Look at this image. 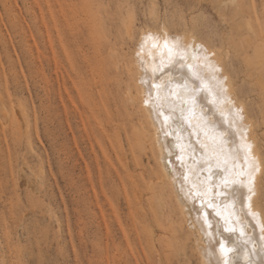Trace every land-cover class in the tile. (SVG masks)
Wrapping results in <instances>:
<instances>
[{
  "label": "rangeland",
  "instance_id": "obj_1",
  "mask_svg": "<svg viewBox=\"0 0 264 264\" xmlns=\"http://www.w3.org/2000/svg\"><path fill=\"white\" fill-rule=\"evenodd\" d=\"M217 1L0 0V264H200L134 51L161 17L209 45L264 162V0Z\"/></svg>",
  "mask_w": 264,
  "mask_h": 264
},
{
  "label": "bare ground",
  "instance_id": "obj_2",
  "mask_svg": "<svg viewBox=\"0 0 264 264\" xmlns=\"http://www.w3.org/2000/svg\"><path fill=\"white\" fill-rule=\"evenodd\" d=\"M217 2L219 5L225 7L228 3L234 4L236 0H218ZM160 22L161 24L158 28H143L144 30L141 31L139 41L134 51V70L140 89V102L154 134V142L160 167L163 170L164 180H167L174 191L181 213L182 223L186 224L190 230V239L192 237L194 241L197 253L200 257V264H217V261L223 264L225 257L219 251L218 245L216 244V241L221 239L222 236L229 237L231 243L227 244V246L234 248H239L245 239H252V243H249L247 248L229 254L228 260L230 264H247L250 251L252 252L250 258L255 264H259V262L264 259V251H262V249H264V239H261L262 234L259 225L264 223V220H262L261 212L256 204V196H258L257 193L261 185L258 179L264 169V162L258 153L254 138L251 137V129L247 126L248 124L246 125L247 121L244 117V106L238 103L235 96L232 94L233 91H231L227 76L223 67L220 65L221 61L219 62V59L209 45L201 40L194 39V37L185 36L183 34L172 35L163 17H161ZM125 24L126 34L128 36H133V23L128 22ZM248 27L250 30H254L252 25L249 24ZM149 33L159 37V42L161 44L164 40H168L169 43L178 41L182 47L186 48L185 61L199 67L200 75L204 78L207 85V88L200 93V98L207 96L208 99H201V104L195 110V116L189 117V119L185 121V128L187 130L182 133V139L179 141H177L175 135H165V132H174L175 129L165 126L164 131L161 130L163 117L161 116L157 119L156 112L152 110L153 102L156 101L158 95V90L153 88L151 96H149L148 88L150 87V83L145 76L144 68L141 67L138 60L137 53L140 52V46ZM149 51L150 49L146 45L145 51L141 53V55L144 56L147 61L144 67L149 69L150 75V69L153 65L148 56ZM151 51L153 55H158L155 50ZM205 56L207 60L204 59ZM185 71H187V69H185ZM157 75H159V73H157ZM171 78L173 77H165L164 79ZM164 79L154 81L156 84L160 85L159 95L161 96L166 94L163 91ZM208 89H212V92L209 93ZM145 100L149 101L148 104H145ZM237 111L240 116L243 117L242 120L235 119ZM8 112L9 111L5 109L4 120L6 123H10ZM185 115L188 116L187 113ZM23 120L22 122L19 121L18 124L23 125ZM169 124H171V121H169ZM205 124L208 125L207 128L204 127ZM229 125H231L230 130L234 134L235 145H232L231 141H229L226 144V150L227 148L238 146L242 140L250 143L253 146V155L260 165V170L255 173L253 181L255 195L252 197L251 202L253 211L257 212L258 216L255 220L251 217L245 219L242 214L238 217L234 216L233 220L239 219L240 221L234 225L236 228L234 233L223 232L224 218L227 217V212L224 211L223 207L217 209L208 206L213 200L212 182L213 180L218 181V178H208V161L202 154L206 151L210 154V148L204 149L201 147V145H211L212 141L210 137L214 134L212 131L214 127L228 129ZM252 127H254V125L252 126L251 124L250 128ZM206 131L208 132V136L204 134ZM177 143H179L181 147H177ZM202 165L203 167H201ZM212 171H217V169L213 167ZM215 203L219 205L220 199L217 198ZM236 208L239 209V204L236 205ZM218 210L221 211V216L216 215V211ZM228 211H231V209ZM245 211H247V208H245ZM206 220L210 221L213 225H216L218 222L220 225V234L213 235V229L208 228L207 224H205ZM241 229L244 230L245 237H240Z\"/></svg>",
  "mask_w": 264,
  "mask_h": 264
},
{
  "label": "snow or ice",
  "instance_id": "obj_3",
  "mask_svg": "<svg viewBox=\"0 0 264 264\" xmlns=\"http://www.w3.org/2000/svg\"><path fill=\"white\" fill-rule=\"evenodd\" d=\"M146 45L150 49L148 56L153 65L150 69V75L149 69L144 67L147 61L141 55V53H144ZM151 50H155L158 55H153ZM186 51L187 49L182 47L178 41L169 43L168 40H164L161 44L159 37L149 33L140 46V52L137 53L139 63L144 68L145 76L150 83L148 88L149 96H151L153 88L158 90L152 110L156 112L157 119L161 116L163 117L161 130L164 131L165 126L175 129L174 132H165V135H175L177 141L182 139V133L187 130L185 121L189 117L195 116V110L201 104V99H208L207 96L200 98V93L207 88V85L204 78L200 75L199 67L185 61ZM204 59L207 60V57L205 56ZM170 76L173 78L164 79ZM161 79H164L163 91L166 93L163 96L159 95L160 85L154 82ZM208 92L211 93L212 89H208ZM148 102V100H145V104H148ZM186 113L188 116L185 115ZM235 119H243L238 111L235 114ZM169 121H171V124H169ZM204 127L207 128L208 125L205 124ZM230 129L231 125H229L228 129L214 127L212 129L214 134L210 137L211 145H201L204 149L210 148V154L207 151L202 154L208 161V178H218V181L213 180L212 182L213 200L208 206L217 209L223 207L224 211L227 212L223 225V232L225 233H234L236 231L234 225L240 221L239 219L233 220L234 216L238 217L242 214L245 219L251 217L254 220L258 216V213L253 211L251 202L252 197L255 195L253 181L255 173L260 170V165L253 155V146L250 143L242 140L238 146L230 147L226 150V144L229 141H231L232 145H235L234 134ZM204 134L208 136L207 131ZM177 147H181V145L177 143ZM213 167L217 171H212ZM217 198L220 199L219 205L215 203ZM237 204H239V209L236 208ZM245 208H247V211H245ZM229 209L231 211H228ZM216 215L221 216V211H216ZM205 224H207L208 228L213 229V235L220 234L218 222L213 225L206 220ZM259 226L262 234L261 239H264V223ZM240 237H245L243 229L240 230ZM229 243H231L230 238L224 236L216 241L219 251L225 257L223 264H230L228 260L229 254L247 248L248 244L252 243V239H245L239 248L228 247L227 244ZM251 255L252 252L250 251L247 264H255L250 258ZM217 264H220V262L217 261ZM259 264H264V259Z\"/></svg>",
  "mask_w": 264,
  "mask_h": 264
}]
</instances>
